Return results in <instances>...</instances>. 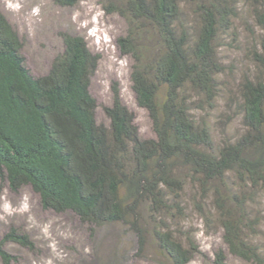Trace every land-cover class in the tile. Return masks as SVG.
Instances as JSON below:
<instances>
[{"label":"trees","instance_id":"obj_1","mask_svg":"<svg viewBox=\"0 0 264 264\" xmlns=\"http://www.w3.org/2000/svg\"><path fill=\"white\" fill-rule=\"evenodd\" d=\"M51 1L60 8L79 2ZM242 2L260 34L247 26L245 56L253 71L241 73L234 98L219 51L226 39L237 40ZM104 6L126 22L117 46L132 59L131 88L155 137L139 135L118 90L104 109L109 125L97 122L89 88L99 58L82 37L60 33L62 51L35 77L0 11V179L14 193L31 188L44 210L71 214L90 237L112 231L113 260L122 258L117 246L129 234L136 257L189 264L202 255L196 216L206 233L219 228L230 256L264 264L256 240L264 224V0H106ZM236 119L241 128L234 131ZM7 242L34 247L11 230L0 243L5 264L12 261ZM100 248L93 251L97 264ZM213 257L212 264H228L222 248Z\"/></svg>","mask_w":264,"mask_h":264},{"label":"rangeland","instance_id":"obj_2","mask_svg":"<svg viewBox=\"0 0 264 264\" xmlns=\"http://www.w3.org/2000/svg\"><path fill=\"white\" fill-rule=\"evenodd\" d=\"M105 3L106 0H79L74 7L60 8L51 0H0V11L17 32L23 44L26 67L35 77L45 74L52 60L62 51L60 33L82 37L89 50L99 58L89 88L97 105V122L109 125L104 109L112 106L114 91L118 90L122 103L135 117L139 135L154 138L148 114L137 105L131 88L132 59L122 55L117 46L118 38L126 34V22L118 14L108 12ZM244 4H239L241 11L234 25L237 40L226 39L225 47L219 51L226 66L224 84L234 98L241 73L253 71L251 61L245 56L247 41L250 40L247 26L255 35L260 34ZM225 101L219 102L218 114L225 111ZM235 121L232 130L237 131L241 128L240 120ZM214 138H218L217 133ZM192 225L196 229V240L202 255L189 264H212L214 253L219 248L225 251L228 264H247L227 253L219 228L206 233L196 216ZM11 230L27 235L34 247L28 250L14 243H5L6 251L12 256L9 264H97L93 251L96 247L99 250V246V264H155L136 257L129 234H125V241L117 246L122 258L113 260L116 242L111 234L107 236L112 231L99 229L94 237H90L88 228L71 214L57 215L44 210L38 195L31 188L14 193L0 179V243ZM256 240L264 252V224ZM0 264L5 263L0 259Z\"/></svg>","mask_w":264,"mask_h":264}]
</instances>
